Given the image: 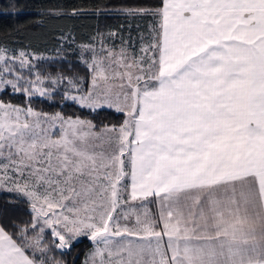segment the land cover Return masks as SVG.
<instances>
[{
    "label": "snow or ice",
    "instance_id": "obj_1",
    "mask_svg": "<svg viewBox=\"0 0 264 264\" xmlns=\"http://www.w3.org/2000/svg\"><path fill=\"white\" fill-rule=\"evenodd\" d=\"M117 11L151 17L139 54L86 45L90 84L61 80L64 100L123 113L118 128L33 109L57 78H25L40 57L0 46V92L29 97L0 100V191L28 209L0 221V264H67L56 250L81 236L86 264H264V0ZM149 198L157 213L126 210Z\"/></svg>",
    "mask_w": 264,
    "mask_h": 264
},
{
    "label": "trees",
    "instance_id": "obj_2",
    "mask_svg": "<svg viewBox=\"0 0 264 264\" xmlns=\"http://www.w3.org/2000/svg\"><path fill=\"white\" fill-rule=\"evenodd\" d=\"M158 0H0V46L14 51L40 57L32 60L40 73L61 79L74 78L82 87L88 84V70L81 57L83 46L97 44L124 45L137 52L142 37L149 34L151 17L132 19L117 11L123 5L155 6ZM62 8L60 16L45 15L46 9ZM75 9L79 14L71 15ZM49 80V79H46ZM63 82V80H62ZM49 83L47 82V85ZM0 100L15 105L29 106V97L13 93L9 88L0 92ZM30 106L38 112H60L65 116H79L90 120L96 130L118 126L124 114L103 108L93 112L64 101L61 94L52 98L32 96ZM152 203V200H151ZM153 205V203H152ZM150 209V208H149ZM153 213L154 207L152 206ZM28 209L13 196L0 192V221L27 219ZM92 243L81 237L73 242L70 250H56L58 258L67 264H84Z\"/></svg>",
    "mask_w": 264,
    "mask_h": 264
},
{
    "label": "rangeland",
    "instance_id": "obj_3",
    "mask_svg": "<svg viewBox=\"0 0 264 264\" xmlns=\"http://www.w3.org/2000/svg\"><path fill=\"white\" fill-rule=\"evenodd\" d=\"M142 42H144V41L141 40V42H140V47H139V49H138L137 52H131V51H130L127 47H125L124 45H118V46L103 45V46H104L105 48H107V49L114 50V51H116V52H119L121 48H126L130 53H136V54H139V50H140V48H141ZM92 48L95 49L97 55L102 54V53H101V44H97V45L93 46ZM84 52H88V54H87L86 56L83 57L82 54H83ZM17 55H18V53H17ZM81 55H82V57H81V58H82L81 61H83V62L85 63V61H88V62L91 61V58H92L93 53H92L91 50H86L85 47L83 46V47H82V50H81ZM32 56H33V54L29 55V59H30V60H31ZM31 61H32V60H31ZM31 63H32V62H31ZM85 65H86V67H87V64H86V63H85ZM16 67H17V69H19V64H18V63H17V65H16ZM87 70H88V84H87V86H88V85L90 84L91 74H90V70L88 69V67H87ZM35 71H39V70H38V69H33L32 72H30L28 69H24V70H23V75H24L25 78H28V77L31 75V78H32V79H35V75H34ZM39 72H40V71H39ZM42 76H43V77H46L47 75H46V74H43ZM57 81H58V82H57V84L55 85V91H54V93H53L52 95L56 96L57 94H61V95L63 96L64 91L70 89V85H69L67 79H63V82H62L61 79H57ZM47 82L49 83L48 85H47ZM45 86H47V87H53V85L51 84V80H45ZM81 86H82V85H81ZM87 86H86V87H87ZM9 89L12 90L11 88H9ZM73 91H74V90H73ZM21 93H23V92H21ZM23 94H24V93H23ZM34 96H39V95L37 94V95H34ZM40 97H41V96H40ZM63 100H64V99H63ZM64 101L72 102V101H70V100H64ZM72 103H73V102H72ZM74 104H75V103H74ZM76 105H77V104H76ZM78 106H79V105H78ZM112 109H114V108H112ZM114 110H115V109H114ZM54 113H56V112H54ZM54 113H50V114H54ZM124 119H125V116H124ZM124 119H123V120H124ZM121 123H122V122H121ZM121 123H120V124H121ZM120 124H119V125H120ZM119 125L116 126V127L118 128ZM109 127H111V126H109ZM101 129H103V128H101ZM101 129H99V130H101ZM99 130H97V131H99ZM0 192L8 193L9 195H11V196L14 197V194L9 193V192H7V191H0ZM143 204H144V206H141V202H139V201L134 202V203H131L129 206H126V210L131 211L132 209H135L136 212L142 214V213L146 210V208L149 209V208H151V206H152L151 203H147V201H146V202H143ZM152 212H153V210H152ZM134 220H135V216L133 215V216H132V221L134 222ZM121 223L123 224L124 221L121 220ZM81 237H86V236H81ZM81 237H78L75 241H77V240L80 239ZM86 238H87V237H86ZM125 239H129V238H128V237H125ZM75 241H73V242H75ZM90 242H91V241H90ZM91 243H92V242H91ZM101 246H102V245H101ZM93 248H94V245H93V243H92V249H93ZM89 253H90V252H89ZM89 253L87 254V256H86V258H85V260H84V264H86V261H88Z\"/></svg>",
    "mask_w": 264,
    "mask_h": 264
},
{
    "label": "crops",
    "instance_id": "obj_4",
    "mask_svg": "<svg viewBox=\"0 0 264 264\" xmlns=\"http://www.w3.org/2000/svg\"><path fill=\"white\" fill-rule=\"evenodd\" d=\"M153 199L154 198H149V200L147 201V203H151V200L153 201ZM152 203H151V205H152ZM152 206L154 207V213H157L158 212V206L155 203H153ZM152 206H151L150 210L152 209ZM151 212H152V210H151ZM157 230H160V229L158 228ZM163 242L166 245V243H167V237H163Z\"/></svg>",
    "mask_w": 264,
    "mask_h": 264
}]
</instances>
